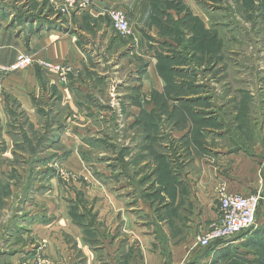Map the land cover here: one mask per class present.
Segmentation results:
<instances>
[{"label": "crops", "instance_id": "crops-1", "mask_svg": "<svg viewBox=\"0 0 264 264\" xmlns=\"http://www.w3.org/2000/svg\"><path fill=\"white\" fill-rule=\"evenodd\" d=\"M112 8L125 14L130 36L121 37L112 29L108 16ZM175 9L183 10L179 13ZM186 9L192 12L201 6L193 0H91V5L85 9H67L63 12L65 20L60 18L53 25L27 20L31 19L27 16L22 22L15 16L12 27L0 30V67L10 66L24 55L33 63L23 71L8 75L0 72V128L2 141L8 147L4 153H18L12 148L29 141V149L23 150L26 153L31 149L34 133L44 140V135L46 137L51 131L49 140L59 135L55 143L68 149V162L80 167L77 158L85 150L79 144L86 136L89 141L101 142L90 137L95 136L92 132L96 119L104 117L100 111L105 110L108 83L122 82L127 76L134 78L128 86L131 87L128 94L135 84H141L138 90L141 92H164L166 85L155 70V60H149L145 50L164 42L175 45L168 33L162 36L161 32L182 19ZM48 10L53 13L52 9H44V12ZM10 12L18 15L19 10L10 9ZM113 57H119L118 65L126 70L120 77L107 75L105 71ZM145 59L148 66L141 73L135 65ZM40 61L68 67L69 72L60 80L55 72L41 67ZM131 72L135 75L131 76ZM44 86L52 91L46 97ZM202 101L211 103L213 98ZM38 102L42 106L36 107ZM203 102H131L132 111L124 122L126 132L121 140L113 139L114 144L109 145V135L103 133L107 159L103 187L89 183L84 192V198L93 201L95 216L87 217L89 224L81 231L75 228L67 208L61 204L60 220H54L51 229L43 227L41 232L43 239L51 238L46 253L61 264H193L195 255L207 250L196 246L197 237L219 221L222 190L241 195L260 192L264 200L261 190L264 189V132L247 135L251 142L248 150L239 141L232 145V150L226 145L209 148L210 141L199 140L191 134L193 127L199 130V125L207 122V118L191 116L193 111L202 110ZM44 104L47 106L43 107ZM50 104L55 106L54 114L61 117L58 123L53 124L49 119L37 124L30 119L35 110L45 119L47 114L43 116V113L48 111ZM11 105H18L27 113L29 129L16 130L14 119L8 118ZM176 107L182 110L179 123L185 126L184 132L178 133V139L175 132L172 137V131L167 133L153 118L137 117L140 109L149 112ZM262 107L264 110V105ZM252 111L251 116H254V109ZM91 120L93 124L89 129L84 125H90ZM250 120L257 125L253 117ZM210 121L223 122L218 117ZM233 124L236 126V122ZM8 129L13 131L8 132ZM236 137L239 140L240 135ZM115 142H119L120 150L116 149ZM109 146L113 147L110 153ZM256 220L257 228L264 220V208L258 210ZM60 222H65V226ZM254 235L252 229L245 230L214 243L209 250L214 251L212 255L229 258L238 245L248 246L250 242L246 240ZM69 237L75 247L64 245L63 238ZM72 248L82 257L77 258L76 252L70 253Z\"/></svg>", "mask_w": 264, "mask_h": 264}, {"label": "rangeland", "instance_id": "rangeland-1", "mask_svg": "<svg viewBox=\"0 0 264 264\" xmlns=\"http://www.w3.org/2000/svg\"><path fill=\"white\" fill-rule=\"evenodd\" d=\"M193 1L201 6V9H192L193 14L191 12L190 20L185 24L177 20L172 24V29H169L175 35V45L164 42L160 46H148L145 50L149 60L154 58L155 70L166 85L163 95L138 91L141 89V84L135 83L136 86H133L134 89H131L128 94V89L131 88L128 86L133 83L134 78L127 76L121 79L122 82L108 83L105 110L100 111L104 117L96 119L92 132L95 136L90 137L101 142L89 141L87 136L85 141L80 142L79 145L85 150L80 152V157L77 158L80 167L68 162L70 159L68 149L55 143V138L59 135L49 140L52 136L51 131H48L46 137L44 136V140L41 135L37 136V132L33 134L31 149L27 151L30 153L24 152L30 147L29 141L12 148L22 155L12 154L11 151L4 153L8 147L2 141L0 128V264H61V261L52 259L46 253L47 243L51 238L48 240L42 238L43 227L51 229L54 222L60 220L62 216L58 214V211L62 204L64 208H67V214L75 228L80 230L87 228L89 224L87 217L91 219L89 215H94V205L93 201L88 202L84 198V192L88 189L89 183H98L103 187L104 182L107 159L103 149L105 146L103 133L109 135L107 141L109 145L114 144L111 142L113 139L121 140V135H125L126 132L124 122L130 117L133 102L167 101V103L181 104L180 102L185 100L203 102L202 100L208 101L213 98L211 103L203 102L202 110L193 111L191 114L192 117L207 118L205 119L207 122L199 125V130L193 127L191 134L192 137L200 138L199 140L210 141L209 148L213 145L223 148L226 145L232 150V145L239 141L241 146L248 150L251 142L247 135L264 132L262 107L264 105V0ZM10 9L19 10L18 15L11 13ZM44 9H52L54 15L50 10L44 12ZM67 9L73 8L57 0H0V30L12 27L16 20H13L15 16L18 19L21 18L22 22L25 20L23 17L27 16L31 18L27 20L53 25L60 18L65 20L63 12ZM179 30L181 36H179ZM166 33L168 30L164 29L161 35ZM158 56L168 59L163 63L164 70L171 67V72L165 74V79L157 70ZM118 60L119 57L116 59L113 57L108 63L105 68L107 75L117 77L124 75L126 70L123 71V67L118 65ZM147 66V59L135 65L137 71L141 73L145 72ZM2 67H9V65L1 66V73L5 75L13 73L1 71ZM134 75L131 72V76ZM59 78L62 80L60 76ZM47 89L43 87L45 97L52 92ZM53 96L52 94L51 97ZM38 103L36 107L42 106ZM46 106L44 104L43 107ZM49 106L51 107L48 111L43 113V116L47 114V117L42 119L36 110L30 118L27 117L26 112H23L22 107L11 105L8 118L14 119L17 131H20L21 127L29 129L27 127L29 118L37 124L49 119L53 124L58 123L61 117L58 116L59 114H54L53 104ZM13 107L17 109L12 110ZM252 109H254V116H251ZM181 111L178 107L174 110L156 109L149 112L140 109L137 117L153 118L167 133L172 131L170 134L172 137L175 132L178 139V133L184 132L185 128L179 123L183 117L180 115ZM5 117L7 118V115ZM105 117L106 120L103 121ZM217 117L222 119L221 124L210 121ZM252 117L257 121V125L251 123ZM173 121H176L175 124ZM233 122H236V126ZM90 123L84 126L91 129L92 120ZM54 130L59 132L58 129ZM11 131L13 129H8V132ZM237 135H240L239 140ZM113 137L118 138L116 140ZM220 137H227V140H220ZM119 142L115 144L118 145ZM24 146L25 148H20ZM50 148L52 149L48 150ZM116 149L120 150L119 145ZM112 151L113 147L109 146L108 152ZM261 190L264 194V189ZM256 193L260 195L261 200L258 208L262 209L264 208L262 194ZM93 220L94 217L91 223ZM261 222V226L256 228L255 225L251 228L252 235L255 234L256 238L246 240L250 242L248 246L238 245L229 258L212 255L214 251L200 250V254L195 255L193 264H264V220ZM64 223L60 222L62 226H65ZM63 240L64 245L75 247L72 245L71 237L63 238ZM74 249L72 248L69 252L75 253ZM75 255L77 258L82 257V254L77 252ZM204 257L207 258L206 261Z\"/></svg>", "mask_w": 264, "mask_h": 264}, {"label": "built area", "instance_id": "built-area-1", "mask_svg": "<svg viewBox=\"0 0 264 264\" xmlns=\"http://www.w3.org/2000/svg\"><path fill=\"white\" fill-rule=\"evenodd\" d=\"M63 5L73 9H85L91 5V0H58ZM109 21L114 32L126 37L131 35V30L125 14L115 8L108 11ZM33 61L28 56L20 57L9 67H2L3 72H16L31 66ZM39 64L46 70L59 74L62 80L69 72L65 66H57L47 61ZM258 193L241 195L228 194L223 190L220 192L219 212L220 218L217 223L212 224L206 232L196 239V246L206 249L214 243L227 240L233 236L254 227L257 223L256 214L260 203Z\"/></svg>", "mask_w": 264, "mask_h": 264}, {"label": "trees", "instance_id": "trees-1", "mask_svg": "<svg viewBox=\"0 0 264 264\" xmlns=\"http://www.w3.org/2000/svg\"><path fill=\"white\" fill-rule=\"evenodd\" d=\"M175 10H176L177 12L180 13L183 9H175ZM184 12H185V13H184L182 19H180V21H182L183 24H185V22L188 21V20H190V18H191V17H190L191 12H190L188 9H186ZM167 28H168V27H167ZM177 28H181V26H177ZM169 29H172V28H168V35H169L170 39L173 38L172 40L176 43L175 35H174L173 32L169 31ZM179 36H181V32H180V30H179ZM158 61H159V63H158V66H157V70H158V72H159L162 76H164V79H165V74L171 72V67H169V68H167V69L164 70L165 66L163 65V63H164L165 61H168V59L165 58V57H162V56H158ZM165 81H166V80H165ZM44 136H45V135H44ZM42 142H43V141H42ZM39 144H40V143H39ZM20 155H22V154H20ZM23 156H25V155H23ZM212 246L214 247V245H211L210 247H207L206 249L209 250Z\"/></svg>", "mask_w": 264, "mask_h": 264}]
</instances>
